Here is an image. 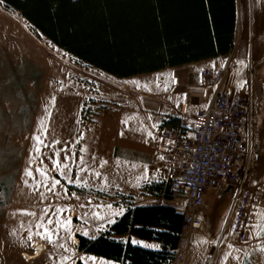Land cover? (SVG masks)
I'll use <instances>...</instances> for the list:
<instances>
[{
	"label": "rangeland",
	"instance_id": "374dc122",
	"mask_svg": "<svg viewBox=\"0 0 264 264\" xmlns=\"http://www.w3.org/2000/svg\"><path fill=\"white\" fill-rule=\"evenodd\" d=\"M238 39L223 62H230L225 90L257 95L245 183L260 194L246 205L247 228L239 239L232 229V191L207 187L195 214L200 226L190 231L189 244L181 252L187 264H205L209 255L210 264H264V51L241 48ZM168 71L136 74L119 85L98 67L37 33L18 10L0 0V264H75L77 260L125 264L85 252L77 236L95 238L115 220L120 208L162 201L144 189L166 161L158 150L150 152L156 140L150 129L153 117L140 110L139 102L146 93L161 94ZM127 82L134 111L111 103L114 91L128 89ZM35 136L47 145H41L40 152ZM133 138L137 149H148L150 156L139 159L131 173L120 156L113 159L111 150L106 151L110 142ZM55 153L63 175L53 166ZM51 177L60 183L53 187ZM49 218L54 223L48 224ZM64 221L70 222L67 227L60 226ZM43 226L54 233L51 241ZM118 238L137 241L133 244L144 248L156 245L128 234ZM34 242L44 248L33 258H24L23 252L31 253Z\"/></svg>",
	"mask_w": 264,
	"mask_h": 264
},
{
	"label": "trees",
	"instance_id": "16d2710c",
	"mask_svg": "<svg viewBox=\"0 0 264 264\" xmlns=\"http://www.w3.org/2000/svg\"><path fill=\"white\" fill-rule=\"evenodd\" d=\"M1 1L59 48L118 77L226 54L234 42L235 0ZM144 189L162 201L127 208L95 238L79 235L80 249L125 264H171L183 213L169 200L167 184ZM126 234L161 247L118 238Z\"/></svg>",
	"mask_w": 264,
	"mask_h": 264
},
{
	"label": "built area",
	"instance_id": "2783aa9c",
	"mask_svg": "<svg viewBox=\"0 0 264 264\" xmlns=\"http://www.w3.org/2000/svg\"><path fill=\"white\" fill-rule=\"evenodd\" d=\"M229 66L227 62L221 68L203 71L205 82L214 87L208 107L193 117L190 134L180 135V129L175 127L167 146L164 184L171 199L183 200L176 204V210H185L173 264L179 259L187 264L181 252L187 248L190 231L199 225L194 212L202 204L207 187L232 188L233 229L240 238L249 216L246 205L258 194L257 189L251 190L245 183L252 137L249 97L225 90Z\"/></svg>",
	"mask_w": 264,
	"mask_h": 264
},
{
	"label": "crops",
	"instance_id": "0c3cea01",
	"mask_svg": "<svg viewBox=\"0 0 264 264\" xmlns=\"http://www.w3.org/2000/svg\"><path fill=\"white\" fill-rule=\"evenodd\" d=\"M235 6L236 16L234 42L229 52L226 54L207 56L177 65H166L162 68L156 69L170 70L168 71L170 74L164 81V90L158 96L146 93V96L143 98V100L139 102L140 110L151 113L153 117V122L150 123V129L154 133L156 140H154V142H152L150 145V152L158 150L162 153L161 155L165 161L166 148L172 141V133L175 127H178L184 134L188 133L191 128L193 116L196 113L205 110L208 106L213 87L204 82L202 71L205 69L214 70L218 67H221L223 65L224 59L232 52L233 48L235 47L238 37V42L241 43V48L246 45V47L249 49L253 47L255 50L260 51L263 49L264 51V0H235ZM104 72L108 75V78H113L114 82H118L119 85L123 82V80L131 79V77L135 76L136 74L146 73L139 72L128 76L118 77L106 71ZM127 87L128 89L124 91H114V102L111 103L114 104L116 102V104H119L120 106L124 105V107L127 109L134 111L135 109L133 106L129 104L133 96L130 95V83L128 82ZM134 102L135 100L132 101V103ZM180 117H182V119L179 121ZM173 118L178 121L177 125L172 124L171 120ZM154 145L156 146L155 149L153 147ZM107 146L108 150L106 153L108 154V151L110 153L111 150L112 154H110V157L113 159H117L118 156H120L121 159L128 164V167L130 165L131 173L135 172L137 165L136 163L139 159H147L150 156L148 149H146V151L142 150L141 148L137 149L136 140H134V138L127 141H122L120 144H117L116 141H113L107 144ZM165 167L164 169L158 168L156 171V173H158L157 177L150 179L148 182L152 183L156 181H162ZM205 195L206 192L204 194V198ZM135 205L136 204H132L129 206V208H132ZM200 207H198L197 210ZM126 209L127 208H120L117 212L118 215L116 218H118ZM75 237L76 236L74 235L72 238L73 243L77 242ZM146 241L156 242L154 248L149 249H160L161 247V243L157 240ZM210 257L211 255H209L207 259Z\"/></svg>",
	"mask_w": 264,
	"mask_h": 264
},
{
	"label": "snow or ice",
	"instance_id": "6c2138e0",
	"mask_svg": "<svg viewBox=\"0 0 264 264\" xmlns=\"http://www.w3.org/2000/svg\"><path fill=\"white\" fill-rule=\"evenodd\" d=\"M53 99H54V98H53ZM151 135H152L151 132H149V136H151ZM34 138L36 139V141H37V145H38L37 148H36V151H37V152H40V150H41L40 146L43 145V141L40 139L39 136H35ZM54 143H59V142H58V141H55ZM43 146H44V147H47V145H43ZM54 156L57 157V158L54 160L53 166H54L55 168L59 169V170L61 171V174H62V175L65 174V173L63 172V170L60 169V161H59V159H58V157H59V153H55ZM161 159H163V157H161ZM105 163H106V162H105ZM145 167H147V166L145 165ZM36 170L39 171V172L41 173L42 176H45V177L48 176L47 172H46L43 168H38V169H36ZM31 174H32L31 171H29V172H28V175H31ZM97 175H99V173H97ZM50 179L53 180V187H55L56 185H58V184L60 183V181L57 180V179H55V177H51ZM49 190L51 191L52 189H49ZM108 207H110V206H108ZM58 211H61V212H62L63 210H62V209H58ZM95 214H96L97 216H99V213H98V212L95 213ZM52 223H54L53 219H52V218H49V219H48V224H52ZM69 223H70L69 221H64L62 224H60V226H61V227H67V225H68ZM43 231H44V234H45L46 238H47L49 241H51L52 238H53V235H54V233H52L51 229L48 228L47 226H43ZM85 234H87V233H85ZM133 243H138V242H137V241H133ZM139 243H142V242H139ZM262 250H264V249H262ZM67 259H69V257H63V258H62V260H67ZM92 259L95 260V257H93Z\"/></svg>",
	"mask_w": 264,
	"mask_h": 264
},
{
	"label": "bare ground",
	"instance_id": "6f19581e",
	"mask_svg": "<svg viewBox=\"0 0 264 264\" xmlns=\"http://www.w3.org/2000/svg\"><path fill=\"white\" fill-rule=\"evenodd\" d=\"M76 238V237H75ZM78 241V240H76ZM44 248V244L41 243V242H34V244L32 245V252L29 253V252H24L23 253V256L24 258L26 259H29V258H33L35 257L37 254L40 253V251H42V249ZM210 262V261H209ZM208 262V264H209Z\"/></svg>",
	"mask_w": 264,
	"mask_h": 264
},
{
	"label": "flooded vegetation",
	"instance_id": "af4514ba",
	"mask_svg": "<svg viewBox=\"0 0 264 264\" xmlns=\"http://www.w3.org/2000/svg\"><path fill=\"white\" fill-rule=\"evenodd\" d=\"M255 94H250V108H251V115H252V132L254 131L256 125V108H257V99Z\"/></svg>",
	"mask_w": 264,
	"mask_h": 264
}]
</instances>
